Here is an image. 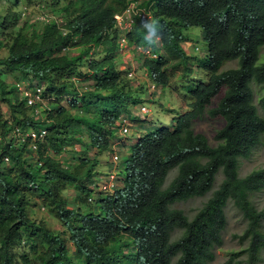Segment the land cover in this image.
<instances>
[{
    "label": "trees",
    "instance_id": "16d2710c",
    "mask_svg": "<svg viewBox=\"0 0 264 264\" xmlns=\"http://www.w3.org/2000/svg\"><path fill=\"white\" fill-rule=\"evenodd\" d=\"M4 1L15 6L19 0ZM33 1L25 2L27 11ZM215 1L204 0L202 10L208 17L198 21L212 25L195 23L204 28L208 44L199 64L206 81L191 87L190 109L176 118L173 129H160L163 133L146 135L130 146L119 184L113 191L98 192L105 196L94 200L97 212L88 198L96 191L98 156L111 151L118 120L138 101L122 76L113 79L98 64L91 66L87 56L89 44L96 45L127 0H107L95 15L73 0L61 6L52 0L50 13L69 15L72 29L66 34V25L58 27L53 18L35 19L32 23L39 22L40 28L29 29V20L17 26L19 11H0V50L5 52H0V264H128L129 255L123 253L127 240L138 248L137 264H210L223 243L228 200L246 220L237 236L246 243L247 264L259 263L264 209H258L251 196L264 189V167L240 176L239 165L264 142V116L258 113L251 86L254 81L264 92V63H257L264 46V0ZM144 8L152 11L153 32L161 35L163 49L174 59L146 60V67L158 72L162 82L168 81L163 68L173 71L179 64L187 76L191 60L178 38L194 22L187 21L182 6L172 0H145ZM224 15L229 22L222 23ZM143 35L136 27L130 39L151 40ZM77 43L85 45L78 54L63 52V47ZM231 60H236L234 66L220 70ZM6 73L17 81L28 77L45 85L53 99L42 120L34 114L38 104L21 99L15 84L5 80ZM260 101L264 106V94ZM1 104L7 106L6 115ZM204 114L223 120L215 130V144L194 129ZM38 129L47 130L42 141L25 136ZM219 171L222 179L214 187ZM209 193L192 216L174 206ZM32 195L57 217L61 230L29 215ZM232 262L230 256L222 264Z\"/></svg>",
    "mask_w": 264,
    "mask_h": 264
},
{
    "label": "clouds",
    "instance_id": "9594fccd",
    "mask_svg": "<svg viewBox=\"0 0 264 264\" xmlns=\"http://www.w3.org/2000/svg\"><path fill=\"white\" fill-rule=\"evenodd\" d=\"M27 0H19L18 4L15 6H12L11 3L9 2H5L4 0H0V2H4L7 5V8L10 7V9L12 8L13 12H17L15 11V8L22 2H26ZM75 2H77L79 4V6L82 8V10L90 15H95V14H99L101 13L107 3V0H73ZM142 2L141 5L136 6V7H132V9H129L128 12H125V10L128 8L129 3L132 2V0H127V5L123 8V10L119 11V12H115L112 16V25L111 27L108 28L110 35L104 38H100L97 40L96 45H92L89 44L91 47L89 49V53L87 56L88 62L91 64V66L93 64H98L99 65V69L100 70H105L108 75L110 77H112L113 79L118 77V76H122L125 81L127 82L128 88H130L131 92L135 94V97L137 98L136 100L138 101V103L133 106L135 107H139L142 99L144 100H148L150 102H146V106L142 105L139 109V112L143 113V117L148 118L149 116H152V114L154 113H158V111H160V106H163V104L159 101H157L156 99H159L161 97V95L163 94L164 88H170V80L172 78V76L174 74L180 75V77L183 80H186L187 76L190 75L192 73V61L193 58L195 59L194 56H191L188 48L193 46L191 39L188 37V35L186 34V31L188 30V28L190 27H199L202 29L203 32V36L204 38L206 37L205 35V31L204 28L201 25H197L195 23H197L200 19H207L208 14L207 12L202 10V5L204 0H172L174 3H177L178 6H182L183 8V13L186 14L187 16V21H191L194 22L193 25H189L187 27H184L182 29V31H180V35L178 38V42L179 45L181 47V49L183 50V54L184 56H187L188 59H190L191 61L189 62V65L191 67V72L187 75V76H183L181 74V70H182V64H179L175 70L171 71L170 69L165 70V68H163V72L165 74V77L168 75V81L165 78V82H162L159 78H160V74L154 70H149L146 65H145V61L146 60H161V57L166 56L168 63H173L174 59H170L166 53V51L163 49V42L160 39V34L157 32H153L152 29V24H153V15H152V11L145 9L144 8V1L145 0H140ZM216 2L215 0H211ZM69 0H55V6H61L64 4H68ZM217 3V2H216ZM202 4V5H201ZM153 5V4H152ZM141 10H140V9ZM25 7L23 6L20 11L24 10ZM138 9V10H137ZM136 10V11H135ZM140 10V11H139ZM58 12H62L63 16H60V20L61 22L58 23V27L60 26L61 23H63L64 25H66V30L64 32V34H66L70 29H72L69 26V15L64 13L63 11H57L55 14L58 15ZM55 14H49V16L46 17V19H42L39 18L37 20H42L44 22L48 21V18H53V16H55ZM145 14H151V19L148 21L146 18V16H144ZM177 17H179L178 15H176V17L173 19L171 18L174 22H177ZM137 18H139V20H137ZM19 19V16H18ZM222 23H225L226 21L229 22V20L227 19L226 15H224L221 19ZM151 23V24H150ZM198 23H202L204 25H212V23L209 22H198ZM138 28L140 29V32H144V35L146 37V39H151L148 40V42H144V43H136L131 41V31L133 32L134 28ZM63 29V27H62ZM126 31L127 34L123 35L122 32ZM79 39L78 37H75L74 42H77ZM113 40H116V42H113ZM206 40V39H205ZM207 44V41H206ZM185 45H188V48L185 47ZM74 46H78V48L80 49L79 52H81V50L85 47H81V45L75 44ZM73 46V47H74ZM156 47L159 48V51H157ZM208 47V44H207ZM63 52L69 51L70 50V46H66L63 47ZM78 52V53H79ZM77 53V54H78ZM135 60V62H140L142 61V71H145V74L138 71V69L135 68L133 61ZM121 65V67L119 68L118 65ZM186 77V78H185ZM35 80V79H34ZM72 80L74 82H77V79L75 77L72 78ZM70 81V80H69ZM25 86H23V84H20L19 82L14 83L16 86V90L18 92V94L21 96V99H26V102L28 105H32L34 103L38 104V108H36L34 110L35 115H37V119H43L42 111H44L48 106L50 107V104H47L48 101L50 99H53L52 97L49 98L45 92V88L40 85L39 83H42L41 81L37 80V82H31L29 80H25V81H21ZM43 84V83H42ZM198 84V83H197ZM196 85V84H195ZM27 90H26V88ZM20 90H23V94H21L22 92ZM79 92V91H78ZM48 93V91H47ZM41 94V97H34L35 95ZM190 94V93H189ZM191 95V94H190ZM192 102H186L184 101V104L186 106H188V109L186 111H188L190 109L189 104ZM152 104H154L155 108L153 109V112L149 113L150 108L152 107ZM160 106H158V105ZM132 108V107H131ZM149 108V109H148ZM169 111H172L171 107H166ZM185 111V112H186ZM149 113V114H148ZM184 113V112H182ZM181 114V113H180ZM178 114L177 116L173 117V123L170 126H166V125H162L159 127H156L155 129L148 131L146 133H141V128H143V125L140 123V117L142 116H138L136 118L131 117V109L129 114L127 115H122L120 117V119L117 122V128H118V132H117V138L116 140L112 143L111 145V151H109L112 154L111 157V162L112 164L116 165L118 160H119V156L116 153V146H120L123 147L125 145H127V156L129 155V148L130 146L135 143L139 138H142L146 135H149L150 137H155L160 133L159 130L160 129H165L167 127V129H173V125L176 122V118L180 115ZM135 121L136 123H138V126H136L138 128V130H135L131 127V121ZM131 128L133 129V132L131 133ZM17 131V130H16ZM32 131L36 132V134L38 136L36 137H31V133ZM47 133L46 129H38V130H30L28 132L25 133V136H29L31 137L33 140H39L42 141L45 137V134ZM136 133V138L131 142L128 143L127 139L128 136ZM9 135H7L8 137ZM3 136L0 133V142L3 141ZM33 148H37V146H35L34 144L31 145ZM7 159L8 157H4L3 159ZM64 159H62L61 161H63ZM98 178V177H97ZM120 180V178H119ZM94 188H96V192L98 193L99 191H113L114 186H110V184L107 187H103L99 185V183H94ZM117 185V183H116ZM115 185V186H116ZM92 193L90 195V197L88 198V200L92 203V210L96 211L97 205L95 204V202L93 201V196L96 194ZM99 194V193H98ZM97 197H95L96 199ZM94 199V200H95ZM93 201V202H92ZM95 205V206H93ZM127 240V239H126ZM69 246V243H67ZM134 243L132 242V240H127V245H125L124 247V252L129 255V257H127L125 260H127L128 264H137V261H139V257H138V248L133 249ZM128 249V251H127Z\"/></svg>",
    "mask_w": 264,
    "mask_h": 264
},
{
    "label": "rangeland",
    "instance_id": "374dc122",
    "mask_svg": "<svg viewBox=\"0 0 264 264\" xmlns=\"http://www.w3.org/2000/svg\"><path fill=\"white\" fill-rule=\"evenodd\" d=\"M45 1V0H44ZM142 2L140 0H132V2L129 3L128 8L125 10V12H128L129 9H132V7H136L141 5ZM8 4H5L4 2H0V11L2 14L5 13V9L7 8ZM25 5V2L20 3L16 8L15 11H19L23 6ZM32 9V15L33 11H38L39 7H31ZM140 9V8H139ZM12 10V8H11ZM138 10V9H137ZM141 10V9H140ZM139 10V11H140ZM48 12L47 15L40 16L42 19H46L49 14H52L49 12V7L46 9ZM136 11V10H135ZM21 15L18 19L19 24H17L18 27L21 26V21H28L32 20L33 17H30L29 13H26L24 16L23 10L20 11ZM55 14V13H54ZM60 16H63L62 12H58V15L55 14L53 16V19L56 23H60ZM145 19L148 21L151 19V14H145ZM33 22V21H32ZM31 22V23H32ZM151 24V23H150ZM39 22L32 23L29 25V29L32 27L39 29L40 28ZM186 34L191 39L193 46L188 48V45H185L186 48H188V51L191 56H194L192 61V73L187 76L186 80H183L180 75L174 74L170 80V88L165 87L163 94L159 99H156L157 101L161 102L163 106H160V111L158 113L152 114V116H149L148 118L143 117V113L139 112V109L142 105L146 106V102H150L148 100L142 99L139 107H132L131 108V117L136 118L138 116L140 117V123L143 125V128H141V133H146L148 131H151L155 129L156 127L166 125L170 126L173 123V117L177 116L178 114L185 112L188 109V106L184 104V101L189 102L192 100V96L189 94V90L192 86H194L197 83L205 82L207 79V75L205 71L202 70L201 61L205 59L206 53H207V44L206 40L203 36L202 29L199 27H190L186 31ZM78 46L70 47L69 52L73 55H76L79 52ZM2 49L0 50V52ZM4 51V50H3ZM2 54L4 55L5 52ZM143 61V60H142ZM142 61L135 62L133 61V64L138 71L145 74V71H142ZM258 64L264 63V46L260 49V53L257 60ZM236 64V60L226 61L220 70L230 68V66H234ZM122 64L118 65L120 68ZM5 80L9 83H15L19 82L20 84H23L21 81H17L18 78H13L10 74H7L4 76ZM29 80L31 82H37V80H34L33 78L24 77L22 81ZM39 83V82H37ZM45 88V85L42 83H39ZM23 86H25L23 84ZM251 86H253V92H254V103L257 107L258 113L262 116H264V106L261 103V97L263 96L264 92L263 89L259 86H256V83L253 81L251 82ZM26 88V87H25ZM27 90V88H26ZM23 94V90H20ZM20 96V95H19ZM21 97V96H20ZM34 97H41V94L35 95ZM49 104V103H47ZM62 104L67 106V102L63 101ZM2 111L6 115L7 113V106L6 104H1ZM166 107H171L172 111H169ZM149 113L153 112V109L155 108L154 104H152V107H149ZM148 108V109H149ZM148 113V114H149ZM42 114V113H41ZM131 121V127L135 130H138L136 126H138V123L135 121ZM223 124V120L220 118H213L210 117L208 114L202 115L200 118H198L194 124V129L198 132H203L207 137L211 144H215L214 134L215 130L220 127ZM131 128V133L133 132V129ZM136 133H133L128 136L127 142L131 143L136 138ZM77 148H79V144L76 145ZM127 145L120 147L116 146V153L119 156V160L116 165L112 164L111 157L112 154L110 152L103 153L99 155V164L96 167L97 174L96 177V183H99L100 186L107 187L109 184L110 186H115L116 183L119 184V178L123 175V166H124V160L127 157ZM93 152H96V149L93 148ZM65 155H68L65 153ZM65 155H62V159L66 158ZM3 165H7L9 163V160L6 158L2 160ZM264 167V142L260 143L257 147H255L251 153V155L246 159L240 160L239 165V175L244 176L245 174L249 173L252 170L258 169ZM172 171L168 179L169 180L172 175ZM222 179V173L219 171V173L216 176V182L214 187L218 185V183ZM93 183V187H94ZM96 190V188H95ZM97 191V190H96ZM95 191V192H96ZM105 196V193L96 194L93 196V201L95 197L99 196ZM211 195V193L207 194L206 196L202 197H193L189 198L186 201L177 202L174 204V206L182 208L185 210V212L192 216L195 212V210L201 206V204L208 198V196ZM252 201L258 207V209H264V189L254 193L251 196ZM92 201V202H93ZM31 207L29 211V215L33 217L35 220L45 219L47 224L55 229L61 230L62 227L60 225V222L57 220V217L50 214L48 212V207L42 203V200H40L36 195H32L30 197V203ZM95 206V205H93ZM96 211L98 209L96 208ZM225 212L227 216V224L225 229L222 232L223 237V243L215 248V257L210 262V264H222L224 263L230 256H233V262L232 264H247L246 257L247 253L244 251V248L246 247V243L239 240L238 236L243 232V229L246 226V220L242 216V213L234 206L232 201L228 200V203L225 207ZM262 228L264 229V222L262 224ZM125 250V249H124ZM128 251V249H127ZM258 264H264V249L261 253V259L259 260Z\"/></svg>",
    "mask_w": 264,
    "mask_h": 264
},
{
    "label": "bare ground",
    "instance_id": "6f19581e",
    "mask_svg": "<svg viewBox=\"0 0 264 264\" xmlns=\"http://www.w3.org/2000/svg\"><path fill=\"white\" fill-rule=\"evenodd\" d=\"M33 5L31 7H39V10L38 11H33V15H32V9L30 7V9L27 11L26 9L23 10L24 14H22L23 16L26 14V13H29L30 14V17H33L32 20H29L30 22L34 21L35 19H39L40 16H43V15H47V11L46 9L49 7V9H51V5H52V0H36V1H33L32 3ZM21 15V13H19ZM123 35H126L127 32L126 31H123L122 32ZM110 35V32L107 29L103 30L101 35H100V38H104V37H107ZM99 38V39H100ZM113 42H116V40H113ZM85 45H81V47H84ZM83 71H85L86 74H88L87 72L89 71V69L87 68H83L82 69ZM16 87V86H15ZM61 101V104L63 101L65 100H60ZM64 105V104H63Z\"/></svg>",
    "mask_w": 264,
    "mask_h": 264
},
{
    "label": "built area",
    "instance_id": "2783aa9c",
    "mask_svg": "<svg viewBox=\"0 0 264 264\" xmlns=\"http://www.w3.org/2000/svg\"><path fill=\"white\" fill-rule=\"evenodd\" d=\"M31 137H36V136H38L37 134H36V132H34V131H32V133H31Z\"/></svg>",
    "mask_w": 264,
    "mask_h": 264
}]
</instances>
